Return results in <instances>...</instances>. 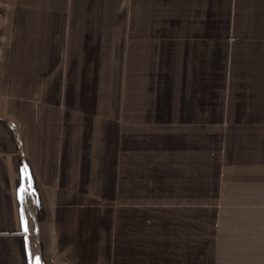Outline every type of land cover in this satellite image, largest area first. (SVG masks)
I'll return each instance as SVG.
<instances>
[{
  "label": "crops",
  "instance_id": "0c3cea01",
  "mask_svg": "<svg viewBox=\"0 0 264 264\" xmlns=\"http://www.w3.org/2000/svg\"><path fill=\"white\" fill-rule=\"evenodd\" d=\"M0 264H264V0H0Z\"/></svg>",
  "mask_w": 264,
  "mask_h": 264
}]
</instances>
